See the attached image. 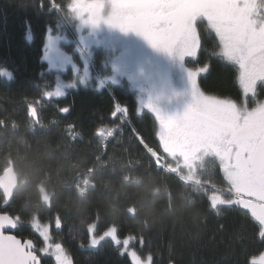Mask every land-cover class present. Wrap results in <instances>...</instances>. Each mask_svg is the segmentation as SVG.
Here are the masks:
<instances>
[{"label": "trees", "instance_id": "trees-1", "mask_svg": "<svg viewBox=\"0 0 264 264\" xmlns=\"http://www.w3.org/2000/svg\"><path fill=\"white\" fill-rule=\"evenodd\" d=\"M69 2L56 0L57 8L51 0H0V174L11 167L18 181L4 211L0 194V213L19 217L14 235L32 240L38 251L32 224H46L72 264H131L110 241L84 249L91 226L97 237L112 226L121 238L132 236L129 250L151 254L152 264H252L264 252L259 225L238 206L209 204L216 192L229 195L216 159L197 166L195 183L185 181L165 158L155 116L138 112L125 85L94 80L59 99L44 98L57 84V74L42 62L47 34L74 37ZM198 31L202 48L186 67L207 65L198 77L201 90L243 103L237 71L216 57L206 21L198 22ZM117 107L127 113L112 118ZM109 201L119 210L110 211ZM41 262L55 264L49 257Z\"/></svg>", "mask_w": 264, "mask_h": 264}, {"label": "snow or ice", "instance_id": "snow-or-ice-1", "mask_svg": "<svg viewBox=\"0 0 264 264\" xmlns=\"http://www.w3.org/2000/svg\"><path fill=\"white\" fill-rule=\"evenodd\" d=\"M107 3L111 6L108 16L103 15V0H70L67 8L82 26L96 28L104 23L122 32H134L153 48L173 54L185 63L189 58H197L202 48L198 22L206 21L208 31L217 40L216 57L237 71L244 102L202 91L198 77L209 71L207 65H202L187 67L193 99L182 115L165 117L151 103L146 107L155 113L156 136L166 155L187 156L205 150L216 156L225 180L223 191L231 195V200L226 201L221 192H216L209 198L210 206L227 204L246 210L259 225V235L264 237V100L257 98L258 89L264 88V0H107ZM51 4L59 7L56 0H51ZM60 95L59 89L45 94L48 98ZM248 97L252 98V106ZM69 110L61 109L63 113ZM126 113V107H117L111 115L116 118ZM18 226L19 217L0 213V264H42L32 240L6 234ZM32 226L45 242L51 239L48 225L34 222ZM88 236L92 247L110 239L113 245L121 247L122 255H129L132 264L153 262L151 254L144 258L136 250L129 252L133 237L121 238L115 226L99 237L90 230ZM40 251L54 256L56 264H72L61 243H46ZM252 264H264V253L253 259Z\"/></svg>", "mask_w": 264, "mask_h": 264}, {"label": "rangeland", "instance_id": "rangeland-1", "mask_svg": "<svg viewBox=\"0 0 264 264\" xmlns=\"http://www.w3.org/2000/svg\"><path fill=\"white\" fill-rule=\"evenodd\" d=\"M103 3V15L108 16L111 6L107 0H103ZM70 23L74 37H70L67 32L60 30L49 32L45 40L42 62L47 65L49 71L57 74V84L53 91L59 89L62 93L58 97L48 98L45 96V99H59L68 90L85 87L89 82L96 80L100 84L125 85L136 95L139 113L149 112L155 116V113L146 107L151 103L161 115L177 117L182 115L192 103L188 68L185 62L179 60L175 55L162 50L155 52L157 49L155 50L143 37L134 32H122L120 29L109 27L104 23L96 28L82 26L72 13L70 14ZM49 37H51V41H49ZM153 50L154 54L143 56L144 58L136 57L137 54L133 58L119 57L122 54L152 52ZM95 61L99 67L98 72H95ZM152 80L157 82V86L149 83ZM152 156L158 161L156 155L152 154ZM210 157L215 158L219 164L216 156L205 150L195 151L187 156L165 154V158L173 167L172 170L178 173L183 172V179L192 184L197 181V166L204 159ZM224 198L226 201H230L231 195H224ZM48 228L51 239L47 242L39 231L33 228L41 245L37 252L39 256L49 257L56 264L54 256L40 251L46 247V243H53L50 227L48 226ZM93 228L91 226L89 232L90 230L93 232ZM104 241L111 242L110 239ZM98 246L92 247L88 241V244L83 248L93 250ZM119 248L121 252L122 249ZM128 251L130 252L129 249ZM125 255L132 264L129 255Z\"/></svg>", "mask_w": 264, "mask_h": 264}, {"label": "water", "instance_id": "water-1", "mask_svg": "<svg viewBox=\"0 0 264 264\" xmlns=\"http://www.w3.org/2000/svg\"><path fill=\"white\" fill-rule=\"evenodd\" d=\"M17 186L18 181L14 170L10 167L2 171L0 174V194L4 199V204L1 207L2 211L9 205L12 196L17 190ZM14 231L15 229L6 232V234H14Z\"/></svg>", "mask_w": 264, "mask_h": 264}, {"label": "clouds", "instance_id": "clouds-1", "mask_svg": "<svg viewBox=\"0 0 264 264\" xmlns=\"http://www.w3.org/2000/svg\"><path fill=\"white\" fill-rule=\"evenodd\" d=\"M82 194H83V190H82ZM108 207H109L110 211H118L119 210L111 201H109Z\"/></svg>", "mask_w": 264, "mask_h": 264}, {"label": "flooded vegetation", "instance_id": "flooded-vegetation-1", "mask_svg": "<svg viewBox=\"0 0 264 264\" xmlns=\"http://www.w3.org/2000/svg\"><path fill=\"white\" fill-rule=\"evenodd\" d=\"M258 98L264 100V92L258 94ZM264 253V252H263ZM259 257V256H258Z\"/></svg>", "mask_w": 264, "mask_h": 264}]
</instances>
